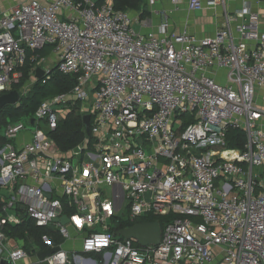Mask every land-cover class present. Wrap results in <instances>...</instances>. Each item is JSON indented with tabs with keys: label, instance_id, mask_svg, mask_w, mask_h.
<instances>
[{
	"label": "built area",
	"instance_id": "2783aa9c",
	"mask_svg": "<svg viewBox=\"0 0 264 264\" xmlns=\"http://www.w3.org/2000/svg\"><path fill=\"white\" fill-rule=\"evenodd\" d=\"M142 1L151 9L158 0ZM180 2L221 9V29L177 33L162 13L156 33H141L140 14L113 0H32L0 17V96L20 85L27 51L52 48L58 72L76 77L69 94L2 131L0 262L27 258L7 235L26 220L78 239L83 255L104 264H264L260 3L242 0L233 28L227 0H170ZM69 102L90 116V132L62 152L49 133ZM230 130L244 134L242 148L228 147ZM149 216L171 218L158 245L115 235ZM42 241L59 251L36 264H70L61 245Z\"/></svg>",
	"mask_w": 264,
	"mask_h": 264
},
{
	"label": "trees",
	"instance_id": "16d2710c",
	"mask_svg": "<svg viewBox=\"0 0 264 264\" xmlns=\"http://www.w3.org/2000/svg\"><path fill=\"white\" fill-rule=\"evenodd\" d=\"M113 6L119 11H129L140 14V20L149 13L142 0H113ZM46 55L45 49L38 51H27V59L23 68V79L20 85L14 87L20 93V100L15 106L7 105L0 109V141L2 131L6 124L28 120L37 111L42 102L57 95L69 94L76 85V77L63 75L56 68L50 70L49 74L40 80H34L30 90L21 93L24 85L32 78V73L38 62ZM36 57V59H34ZM81 105L78 102H69L66 114L57 123V128L49 133L57 147L62 152H68L81 144L87 137L83 125ZM245 136L241 131L230 130L227 133V145L229 148L240 149L245 143ZM171 218L144 217L141 223L157 222L162 230L164 224ZM125 225H119V228ZM7 235L15 238L29 257H35L39 252L45 251L48 247L42 241L43 237L52 240L55 246L62 245L64 240L56 236L50 228L36 227L33 223L24 220L20 226H9ZM93 255V254H90ZM70 264L72 256L69 255Z\"/></svg>",
	"mask_w": 264,
	"mask_h": 264
},
{
	"label": "crops",
	"instance_id": "0c3cea01",
	"mask_svg": "<svg viewBox=\"0 0 264 264\" xmlns=\"http://www.w3.org/2000/svg\"><path fill=\"white\" fill-rule=\"evenodd\" d=\"M32 0H0V17L9 13V11L17 4L28 3ZM41 1V0H40ZM242 2V1H241ZM145 5V3H144ZM147 12L149 13L142 22L145 23L143 33L157 32V28L162 20V13L166 14L170 23V30L175 32L188 31L189 33L198 37H210L215 35L222 27V11L219 8L214 9H203L200 11L191 12L185 2H180L177 6H173L170 0H158L156 5L148 9L145 5ZM241 3L238 0H227V11L230 17H233L231 25L234 28L235 25L241 22L236 17L237 11L240 10ZM259 14V28L263 29L262 20L264 19V7L257 6L254 10ZM259 9V10H258ZM232 19V18H231ZM46 55L41 58L35 69L42 68L40 64L48 63L52 60H56V56L53 49L45 47ZM56 66V64H55ZM55 68V67H54ZM35 80V78H34ZM25 139H28V135H25ZM72 237L74 233L71 232ZM62 249L67 251L72 257L78 256V259H73V264H104L101 263L100 255H83L80 252V241L78 239L65 240L61 245ZM32 259V260H31ZM17 264H36L34 257L27 256L26 259Z\"/></svg>",
	"mask_w": 264,
	"mask_h": 264
},
{
	"label": "water",
	"instance_id": "95a60500",
	"mask_svg": "<svg viewBox=\"0 0 264 264\" xmlns=\"http://www.w3.org/2000/svg\"><path fill=\"white\" fill-rule=\"evenodd\" d=\"M45 72L40 67L35 69L34 78L35 80L43 79ZM20 100V93L17 90H12L9 93L0 96V109L4 106L11 105L15 106ZM83 125L85 134L88 136L90 132V116H83ZM56 222H60L65 225L68 222L66 217H62ZM116 236H121L124 239H134L138 242L141 247L148 245L156 246L160 242V227L157 222L137 224L130 228L118 230L115 232ZM59 251V248H47L45 251L39 252L36 258L39 262H43L46 257ZM0 264H12L10 261L2 260Z\"/></svg>",
	"mask_w": 264,
	"mask_h": 264
},
{
	"label": "rangeland",
	"instance_id": "374dc122",
	"mask_svg": "<svg viewBox=\"0 0 264 264\" xmlns=\"http://www.w3.org/2000/svg\"><path fill=\"white\" fill-rule=\"evenodd\" d=\"M241 1L242 0H238V2H240L241 3ZM255 1H258L260 4H261V6H263L262 5V3H263V1L264 0H255ZM260 4H259V6H260ZM254 5V4H253ZM259 10V9H258ZM255 11H257L256 9H255ZM139 21H140V19H139ZM138 21V22H139ZM136 29H137V31H139V32H141V33H143V30L145 29V27H144V25H142V24H138V25H136V27H135ZM55 64H56V60H52L51 62H48V63H42V64H40V66L42 67V68H46V69H53L54 67H55ZM33 83H34V80L31 78L25 85H24V87H23V89L21 90V93L22 94H25V92H27L28 90H30V88L32 87V85H33ZM96 84V81L95 80H91L89 83H88V85H87V90L89 91L90 90V88L92 89V87L94 86ZM263 95L261 94V92H259L258 93V98L260 99L261 97H262ZM92 95H91V93H90V98H89V104L90 103H92ZM89 104H87V106H85V109H87L88 108V106H89ZM263 107H264V103H260ZM42 124V126H43V123H41ZM124 219H126V217H124ZM32 260V259H31Z\"/></svg>",
	"mask_w": 264,
	"mask_h": 264
}]
</instances>
